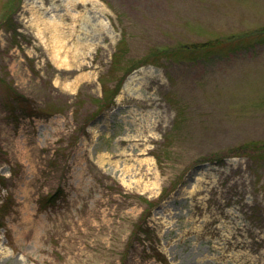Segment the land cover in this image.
<instances>
[{
    "label": "rangeland",
    "instance_id": "374dc122",
    "mask_svg": "<svg viewBox=\"0 0 264 264\" xmlns=\"http://www.w3.org/2000/svg\"><path fill=\"white\" fill-rule=\"evenodd\" d=\"M37 1L0 0V264H264V0Z\"/></svg>",
    "mask_w": 264,
    "mask_h": 264
},
{
    "label": "bare ground",
    "instance_id": "6f19581e",
    "mask_svg": "<svg viewBox=\"0 0 264 264\" xmlns=\"http://www.w3.org/2000/svg\"><path fill=\"white\" fill-rule=\"evenodd\" d=\"M56 2H57V0H38L36 2V5L33 6L32 9H35V13H37L36 21H39L42 24H44V23L48 24V25L44 24L46 27H49V26L52 25L54 30L58 31V30H62V26L60 25L58 19H52V18L51 19L50 18L46 19L44 16H42V13H40V9H43L45 3H53V4H55ZM71 3L74 4V8L75 9L80 7V5L78 4V0H72ZM89 4H90L91 8L94 10L95 9V5H96L95 1L94 0H90ZM35 13H34V16H35ZM38 16H40V17H38ZM69 17L71 19H73V20L76 19V15H74V14H70ZM43 18H45V19H43ZM42 20H44V23H43Z\"/></svg>",
    "mask_w": 264,
    "mask_h": 264
},
{
    "label": "trees",
    "instance_id": "16d2710c",
    "mask_svg": "<svg viewBox=\"0 0 264 264\" xmlns=\"http://www.w3.org/2000/svg\"><path fill=\"white\" fill-rule=\"evenodd\" d=\"M206 47H208V46H206ZM204 48H205V47H204ZM16 101H18V99H17ZM262 150H263V152H264V147L262 148ZM48 200H49V201H52L53 198H49Z\"/></svg>",
    "mask_w": 264,
    "mask_h": 264
}]
</instances>
